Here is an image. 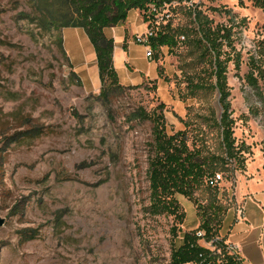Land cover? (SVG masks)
<instances>
[{
  "label": "rangeland",
  "instance_id": "1",
  "mask_svg": "<svg viewBox=\"0 0 264 264\" xmlns=\"http://www.w3.org/2000/svg\"><path fill=\"white\" fill-rule=\"evenodd\" d=\"M193 5L215 26H233L241 65L229 64L227 81L245 169L234 162L221 171L219 190L200 186L198 205L177 196L186 220L175 237L173 217L148 211L153 124L135 114L163 109L169 134L183 131L191 149L226 156ZM66 6L0 0V264H169L173 245L212 205L233 207L237 176L264 164V0H174L149 19L132 10L106 30L123 89L105 100L86 33L58 27ZM159 30L173 33L176 46H149Z\"/></svg>",
  "mask_w": 264,
  "mask_h": 264
},
{
  "label": "trees",
  "instance_id": "2",
  "mask_svg": "<svg viewBox=\"0 0 264 264\" xmlns=\"http://www.w3.org/2000/svg\"><path fill=\"white\" fill-rule=\"evenodd\" d=\"M174 0H63L66 3L65 12L60 15L59 28H80L92 44L96 57L101 81L102 99H108L117 90L123 89L118 79L114 64L115 42L106 35V30L124 24L132 10L144 13L149 19L162 13ZM74 10V11H73ZM193 24L197 30L195 44L205 50L211 65V77L214 79L213 89L219 94L222 109L219 126L221 128L222 144L225 157L205 156L200 150L191 149L187 136L183 131L169 134L166 128L163 109L148 113L140 108L135 116L138 119L149 120L153 124L152 152L148 162L149 199L148 211L156 216L173 217L176 226L173 227L175 237L180 231L179 226L186 220L177 196L198 202L195 193L202 185L212 187L208 181L221 171L224 172L234 162L237 169H245L243 148L237 146L234 137L233 111L231 110V92L228 86V66L234 62L239 69L240 54L235 50L233 26L214 25L207 16H201L194 8H189ZM183 33V30H182ZM189 37V31L184 30ZM148 45L153 49L161 47L173 48L177 41L173 33L159 30L150 34ZM254 69L262 73V68L253 61ZM254 70L253 73H256ZM257 78L251 75L254 87ZM198 88V86H196ZM200 207V206H198ZM212 214L205 213L204 221L194 231L184 232L180 246L172 247L169 264H242L241 260L229 253L227 242L220 231L227 215V208L212 205ZM214 223V224H213ZM203 233L202 236L199 234Z\"/></svg>",
  "mask_w": 264,
  "mask_h": 264
},
{
  "label": "crops",
  "instance_id": "3",
  "mask_svg": "<svg viewBox=\"0 0 264 264\" xmlns=\"http://www.w3.org/2000/svg\"><path fill=\"white\" fill-rule=\"evenodd\" d=\"M246 170L235 180L236 198L220 235L237 248L242 264H264V164H249Z\"/></svg>",
  "mask_w": 264,
  "mask_h": 264
},
{
  "label": "built area",
  "instance_id": "4",
  "mask_svg": "<svg viewBox=\"0 0 264 264\" xmlns=\"http://www.w3.org/2000/svg\"><path fill=\"white\" fill-rule=\"evenodd\" d=\"M221 180H222V175L220 173H218L215 177L211 178L208 181V183H209L210 186L215 187V186H219ZM240 212L243 213V209H241ZM199 235L202 236L203 233H200ZM227 250L229 251L230 254L236 256L237 258H239V255L237 253V248L235 246H233L231 244H227Z\"/></svg>",
  "mask_w": 264,
  "mask_h": 264
},
{
  "label": "water",
  "instance_id": "5",
  "mask_svg": "<svg viewBox=\"0 0 264 264\" xmlns=\"http://www.w3.org/2000/svg\"><path fill=\"white\" fill-rule=\"evenodd\" d=\"M6 220L0 215V228L5 225Z\"/></svg>",
  "mask_w": 264,
  "mask_h": 264
}]
</instances>
